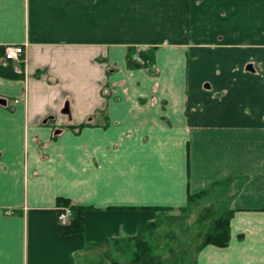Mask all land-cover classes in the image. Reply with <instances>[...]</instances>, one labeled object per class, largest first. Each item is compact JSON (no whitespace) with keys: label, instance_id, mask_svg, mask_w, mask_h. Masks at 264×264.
<instances>
[{"label":"crops","instance_id":"crops-1","mask_svg":"<svg viewBox=\"0 0 264 264\" xmlns=\"http://www.w3.org/2000/svg\"><path fill=\"white\" fill-rule=\"evenodd\" d=\"M9 45L25 55L0 75V264L105 258L223 186L230 243L196 263L264 264V0H0Z\"/></svg>","mask_w":264,"mask_h":264},{"label":"rangeland","instance_id":"rangeland-1","mask_svg":"<svg viewBox=\"0 0 264 264\" xmlns=\"http://www.w3.org/2000/svg\"><path fill=\"white\" fill-rule=\"evenodd\" d=\"M229 202V191L223 186L216 188L213 194L187 211L181 210L161 216L156 221L160 227L151 236L157 254L166 262L170 258L169 264H192L198 254L196 250L202 242L201 233L210 231L213 223L227 214ZM112 255L115 258L118 252L114 250ZM103 257L90 258L87 264H101ZM103 259L104 264H112L111 259Z\"/></svg>","mask_w":264,"mask_h":264},{"label":"trees","instance_id":"trees-1","mask_svg":"<svg viewBox=\"0 0 264 264\" xmlns=\"http://www.w3.org/2000/svg\"><path fill=\"white\" fill-rule=\"evenodd\" d=\"M135 55V54H134ZM133 55V56H134ZM4 56V50H1L0 57ZM142 58V57H141ZM3 57L0 58V75L8 78H20L21 76L16 73L12 67L11 63L5 65L3 63ZM144 61H148L145 58H142ZM132 62L139 66L143 67L140 63L133 61ZM209 195V192H203L198 195H190L187 207L181 209L182 211H187L189 208H192L193 205L202 201ZM61 203H63L61 201ZM69 202H65L64 205H69ZM75 217L71 226L64 227L66 234H80L83 232V219H82V209L74 208ZM158 210V209H155ZM165 210V209H161ZM180 210V211H181ZM231 216L232 213L226 214L225 216L217 219L213 223V227L210 231L201 233L202 242L196 250V254L199 253L204 247L213 245L217 247H227L231 239ZM160 227L158 222L153 223H142L140 224L139 234L128 240H122V247H109V250L105 257L111 259L112 264H169V260L166 262L157 254V250L152 244V237L158 228ZM126 241V242H125ZM125 242V243H124ZM118 252V255L114 258L112 253L113 251ZM125 255V257H124ZM124 257V261H123ZM122 260V262H121ZM126 260V263H125ZM192 264H197L196 259Z\"/></svg>","mask_w":264,"mask_h":264},{"label":"built area","instance_id":"built-area-1","mask_svg":"<svg viewBox=\"0 0 264 264\" xmlns=\"http://www.w3.org/2000/svg\"><path fill=\"white\" fill-rule=\"evenodd\" d=\"M25 55V47L9 45L5 47L3 63L7 65L8 63L21 62L23 56ZM134 61L140 63L142 66H146L148 62L142 60L138 55L133 58ZM74 210L72 206L63 207L60 209L58 215V221L61 226H68L74 219Z\"/></svg>","mask_w":264,"mask_h":264},{"label":"water","instance_id":"water-1","mask_svg":"<svg viewBox=\"0 0 264 264\" xmlns=\"http://www.w3.org/2000/svg\"><path fill=\"white\" fill-rule=\"evenodd\" d=\"M249 68H251V67H249ZM64 113H66V114H69L70 113L69 105H66V108L64 110Z\"/></svg>","mask_w":264,"mask_h":264}]
</instances>
